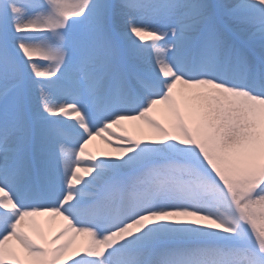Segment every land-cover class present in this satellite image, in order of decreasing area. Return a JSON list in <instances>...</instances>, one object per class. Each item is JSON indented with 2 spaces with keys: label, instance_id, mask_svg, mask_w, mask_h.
Segmentation results:
<instances>
[{
  "label": "snow or ice",
  "instance_id": "6c2138e0",
  "mask_svg": "<svg viewBox=\"0 0 264 264\" xmlns=\"http://www.w3.org/2000/svg\"><path fill=\"white\" fill-rule=\"evenodd\" d=\"M0 264H264V0H0Z\"/></svg>",
  "mask_w": 264,
  "mask_h": 264
},
{
  "label": "rangeland",
  "instance_id": "374dc122",
  "mask_svg": "<svg viewBox=\"0 0 264 264\" xmlns=\"http://www.w3.org/2000/svg\"><path fill=\"white\" fill-rule=\"evenodd\" d=\"M97 139V138H96ZM94 141V140H93ZM96 141V140H95ZM92 144V143H91ZM102 145L105 147V149H106V151L107 152H111L112 151V149L111 148H109V147H107L102 141H101V147H102ZM114 147V146H113Z\"/></svg>",
  "mask_w": 264,
  "mask_h": 264
},
{
  "label": "bare ground",
  "instance_id": "6f19581e",
  "mask_svg": "<svg viewBox=\"0 0 264 264\" xmlns=\"http://www.w3.org/2000/svg\"><path fill=\"white\" fill-rule=\"evenodd\" d=\"M132 131H133V129H132L131 125H129V132H132Z\"/></svg>",
  "mask_w": 264,
  "mask_h": 264
}]
</instances>
